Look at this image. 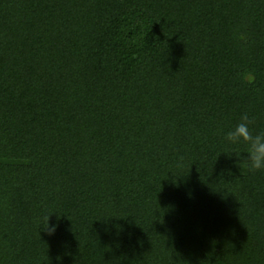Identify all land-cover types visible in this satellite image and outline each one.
<instances>
[{
	"label": "trees",
	"instance_id": "16d2710c",
	"mask_svg": "<svg viewBox=\"0 0 264 264\" xmlns=\"http://www.w3.org/2000/svg\"><path fill=\"white\" fill-rule=\"evenodd\" d=\"M245 112L264 0H0V264H264Z\"/></svg>",
	"mask_w": 264,
	"mask_h": 264
},
{
	"label": "clouds",
	"instance_id": "9594fccd",
	"mask_svg": "<svg viewBox=\"0 0 264 264\" xmlns=\"http://www.w3.org/2000/svg\"><path fill=\"white\" fill-rule=\"evenodd\" d=\"M253 123L254 118L246 112L242 113L239 122L226 132L224 139L231 144L242 143L246 146L244 152L234 153L238 158L239 167L242 163L249 171L264 170V131L254 132L251 128ZM48 217L44 228L51 235L54 233L56 225L53 224L49 227Z\"/></svg>",
	"mask_w": 264,
	"mask_h": 264
}]
</instances>
